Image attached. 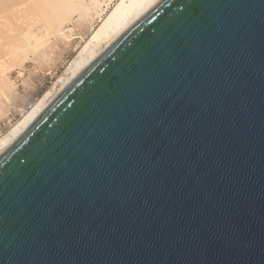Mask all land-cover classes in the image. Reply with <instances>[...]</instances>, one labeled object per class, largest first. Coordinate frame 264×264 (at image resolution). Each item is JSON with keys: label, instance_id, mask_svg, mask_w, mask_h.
Instances as JSON below:
<instances>
[{"label": "water", "instance_id": "obj_1", "mask_svg": "<svg viewBox=\"0 0 264 264\" xmlns=\"http://www.w3.org/2000/svg\"><path fill=\"white\" fill-rule=\"evenodd\" d=\"M0 264H264V0H158L0 152Z\"/></svg>", "mask_w": 264, "mask_h": 264}, {"label": "bare ground", "instance_id": "obj_2", "mask_svg": "<svg viewBox=\"0 0 264 264\" xmlns=\"http://www.w3.org/2000/svg\"><path fill=\"white\" fill-rule=\"evenodd\" d=\"M157 1L158 0L0 1V91H2L0 93L3 94L6 93L5 90L8 88L6 87L4 90V87L8 86V82L5 81V69L8 67L6 65V60L10 55L12 57H18L22 54L26 57V54H23V50L27 52L31 49L30 47L34 50V48H39L43 43L46 44V38H48V35L50 36V34L57 36V38L59 37V39L61 37V41L65 43H68L71 40L75 30L72 26H69V22L72 20L70 19L71 17H68L71 10L67 15L69 8L76 4L77 6L79 4L83 5L84 9H87L90 13L88 18L85 17L87 18L86 22L89 27L92 26V23L95 20L98 21V24H95V26L92 27L91 32L86 36V39H84V42L78 47L75 54L68 60V62H66V65H64L63 76L57 77L58 85L54 88H52V86L49 87V89H46L8 128L7 132L0 136V152L12 142V140L32 121V119L79 70L101 53L130 24H132ZM77 9H73V12ZM90 9L92 12H90ZM83 13L86 14L87 11L84 12L83 10ZM79 16H77V20ZM80 18L82 19V17ZM16 20L20 22H18V25ZM13 31H16L17 33L12 34ZM49 38H52V36ZM18 53L20 55H18ZM14 54L16 55L14 56Z\"/></svg>", "mask_w": 264, "mask_h": 264}, {"label": "rangeland", "instance_id": "obj_3", "mask_svg": "<svg viewBox=\"0 0 264 264\" xmlns=\"http://www.w3.org/2000/svg\"><path fill=\"white\" fill-rule=\"evenodd\" d=\"M79 5H74L75 8L73 6L69 8L67 12L68 15L71 10L68 17H71L70 19H72V22H69V26H72L75 30L73 37L68 43L61 41V37L59 39V37L57 38V36L50 34V36L48 35V38H46V44L43 43L41 45L42 47L40 46L37 49L34 48V50L30 47L31 49L27 52L25 50H23L24 52L19 51L23 52V54L25 53L26 57L21 54L22 57L18 53L20 56L12 57L10 55L6 60V65L8 67L5 69V78L7 79H5V81L8 82V86H5L4 90L6 87L8 88L5 90V94L0 93V136L7 132L8 128L46 89H49V87L52 86V88H54L58 85L57 77L63 76L64 65H66V62H68V60L75 54L78 47L84 42L86 36L91 32L92 27H94L95 24H98V21L95 20L92 23V26L89 27L86 20L90 16V13L87 9H84L83 5ZM73 9H77L74 11L77 12L74 13ZM83 10L84 12L87 11L88 14L83 13ZM90 12H92L91 9ZM77 16H79L78 20ZM80 17H82V19ZM18 22L19 21L16 20L17 25L20 23ZM16 33V31L12 32V34ZM51 36L52 38H49ZM53 37L56 38L54 39ZM16 54H14V56ZM3 95H5L6 98Z\"/></svg>", "mask_w": 264, "mask_h": 264}]
</instances>
